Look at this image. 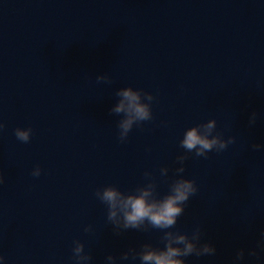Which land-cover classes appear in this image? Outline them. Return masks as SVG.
Masks as SVG:
<instances>
[{"label": "water", "instance_id": "95a60500", "mask_svg": "<svg viewBox=\"0 0 264 264\" xmlns=\"http://www.w3.org/2000/svg\"><path fill=\"white\" fill-rule=\"evenodd\" d=\"M129 86L153 94V119L121 142L111 109ZM211 119L235 143L186 153L185 131ZM0 123V264H77L76 241L88 264H140L119 257L197 226L216 253L187 264H264V0H0ZM179 176L199 191L174 229L117 234L96 196L150 180L163 196Z\"/></svg>", "mask_w": 264, "mask_h": 264}, {"label": "clouds", "instance_id": "9594fccd", "mask_svg": "<svg viewBox=\"0 0 264 264\" xmlns=\"http://www.w3.org/2000/svg\"><path fill=\"white\" fill-rule=\"evenodd\" d=\"M107 74L97 76V81H109ZM121 98L111 113L124 114V118L119 121L120 140L123 142L133 126L153 119L152 101L155 99L152 93L145 92L142 89H134L129 86L121 88L117 93ZM147 101V102H143ZM257 114L254 112L250 118V125L255 124ZM5 125L0 123V129ZM217 120L211 119L206 123L197 124L188 128L180 142V146L186 150V153L195 152L197 157L207 158L208 153L212 151L221 152L228 148L230 144L235 143L236 137L232 136L224 139L221 133L216 132ZM216 133L215 135L213 133ZM32 128L15 129L16 137L28 142L31 139ZM253 150H260L264 145L254 144ZM188 159V155H180L177 160L183 165ZM167 167L161 169L163 175H167ZM177 173H183L185 168H178ZM34 176L41 174L39 167L32 173ZM145 176H151L146 172ZM5 177L0 174V184L4 183ZM199 191L195 180L183 176L175 179L167 194L160 196L157 192L155 180H150L147 184L138 186L134 191L125 192L118 186L108 185L96 191L98 199L108 206V221L114 226L117 234L128 229L148 231L151 229L168 230L174 229L178 219L183 215L189 199ZM91 230V226L87 229ZM202 227L197 226L189 234L180 230L164 231L161 237L164 247H156L151 243H144L139 251L135 248L122 253L119 259L132 260L140 259V264H187L186 257L196 255L198 257L205 255H215L216 248L211 243H201ZM260 247L264 249V240ZM74 259L77 264H88L92 260L90 254L85 253V245L80 241L75 242L73 249ZM251 256H257L256 250L250 252ZM244 251L237 254V261L243 260ZM5 257L0 255V260ZM108 264H116L117 257L108 255L106 258Z\"/></svg>", "mask_w": 264, "mask_h": 264}]
</instances>
